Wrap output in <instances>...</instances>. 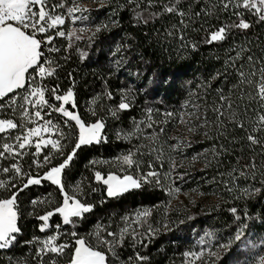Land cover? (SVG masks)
<instances>
[{"label":"snow or ice","instance_id":"6c2138e0","mask_svg":"<svg viewBox=\"0 0 264 264\" xmlns=\"http://www.w3.org/2000/svg\"><path fill=\"white\" fill-rule=\"evenodd\" d=\"M105 4L112 8L111 14L93 21L88 15L92 10L78 0H0V112L19 111L20 116L19 122L14 117L0 118V251L11 252L17 243L29 249L19 258L0 259V264H61V260L65 264H147L149 257L139 249L147 248L161 230L167 232L173 224L184 223L168 219L170 200L123 214L106 213L107 223L97 219L89 233L78 229L97 204L107 200L145 188L161 189L169 197L181 191L176 181L182 182L187 172L177 171L181 165L165 153L159 139L169 122L186 126L207 142V147L191 157L203 160L202 171L215 169L211 180L205 177L203 182L216 184L231 204L245 201L242 210L227 208L233 217L228 227L235 225L227 241L217 243V233L205 231L191 250L182 252V264H224L215 249L227 256L235 249L229 264H264V231H250L256 221L264 225V209L253 216L247 205L264 196V0H103L97 11ZM125 11L134 26H147L157 19L162 22L160 28L153 26L151 33H145L149 46L155 43L162 52L174 49L179 55L198 50L201 44L212 45L209 59L219 67L201 77L195 88L190 87L176 110L156 109L154 115L153 108L145 106L143 118L133 117L130 129L114 125L116 141L131 146L110 160L87 161L91 179L101 186V199L94 201L90 193L98 187L92 183L87 189L81 186L87 177L76 181L71 191L63 177L69 176L81 150L108 143L107 118L119 121L135 106L139 86L133 89L129 82L113 90L108 81L125 68L129 77H141L139 67L135 73L130 67V53L140 45L127 38L109 44L108 65L97 76L102 87L85 101L86 113L79 111L76 76L67 73V87L60 82V60L71 59L73 38L86 40V47L104 43L101 34L119 27V13ZM77 23L80 27H73ZM254 27L262 31L250 36ZM200 32L204 36L199 40L191 35ZM57 38L68 42L58 47ZM75 53L82 62L90 58V52L78 45ZM135 54L143 61L142 53ZM145 78L149 81L145 95L152 83H171L164 81L163 74L145 73ZM98 103L101 114L91 107ZM53 113L59 114L58 120L52 118ZM133 138L138 142L132 143ZM185 145L190 147L191 141L179 140L168 148L178 151ZM145 156L149 157L146 161ZM110 162L120 165L118 170L105 174L96 167ZM74 180L75 176H69V181ZM45 182L54 186L53 191L33 195L28 207L22 208L21 196ZM25 214L37 221V233L21 241L20 220ZM57 215L60 221L53 224ZM126 241L133 255L124 260L119 249Z\"/></svg>","mask_w":264,"mask_h":264},{"label":"trees","instance_id":"16d2710c","mask_svg":"<svg viewBox=\"0 0 264 264\" xmlns=\"http://www.w3.org/2000/svg\"><path fill=\"white\" fill-rule=\"evenodd\" d=\"M97 0H78V3H91L88 7L92 11L88 15L93 21L105 20L112 12V8L108 7L107 4L101 10V4L96 3ZM161 21L159 19L147 26L139 25L134 26L130 19L129 12L119 13V27L113 28L110 32L101 34V39H104V43H95L94 46L86 47V40L75 41L73 38V55L68 61L60 60L63 67L59 70L60 82L64 87H67V73L72 72L77 79V99L80 105L79 111L86 113L85 101L93 94V92H99L102 87V82L97 79V76L101 71L108 65V47L113 41H123L126 38L131 39L136 43H139L140 47L135 52L143 54V61L139 55L135 52L130 53L133 61L131 64V71L136 72L137 67L141 73V77L136 76L129 77L128 69H121L119 74L114 73L109 79L108 83L110 87L115 90L121 84L127 85L131 83L133 89L139 86V92L136 95L135 106L128 112L121 115L119 121H113L111 118H107V132L109 134V141L107 144L93 145L90 148H84L80 151L79 155L75 158V162L72 165L69 176H75L76 180L69 181V176L63 177V180L69 185L68 190L71 191L75 187L76 181H79L81 177H87L82 183V188L87 189L88 184L92 183L98 187L96 193H90V199L99 201L101 199V186L96 185V182L91 179L92 173L87 168V161L93 158L104 160H110V158L116 156L118 153L125 151L131 145L127 141H116L113 135L115 124H119L120 127L128 130L132 127V118L142 119V110L147 107H152L154 110L168 109L176 110L181 102L187 97L189 88H195L196 83L199 82L201 77H207L208 73L212 71L213 67H219L214 60L209 59V53L213 50L212 45L201 44L198 50L181 51L179 55L174 49H170L168 52H162L159 45L153 43L149 46L145 33H151L153 26L155 28L161 27ZM80 27L79 23L74 24ZM66 27V26H65ZM262 29L254 27L250 36H255L256 33L261 32ZM86 35V34H85ZM193 38L199 40L204 36L203 32L191 33ZM264 39V37H262ZM67 40L57 38L56 45L59 47ZM78 45L82 50L90 52V58L85 61H80L77 54L75 53V46ZM145 73L148 76L152 74H163L164 81L171 82L170 84L160 82L159 86L157 83L150 85L148 94L145 95V89H149V81L145 78ZM105 74H107L105 72ZM187 81H191L192 84L189 86ZM53 83L55 80L52 81ZM154 90V91H153ZM118 102L113 101V103ZM95 108L98 114L100 113L99 103L91 105ZM179 116V112H177ZM15 118L17 122L20 120L19 111L15 114L10 112H0V118ZM54 120L59 119V114H52ZM157 120H162L160 116H156ZM62 122V121H61ZM165 131L160 135V141H163V147L166 154L170 153L172 158L181 167L177 168L178 172H187L184 180L176 181V185L181 189L177 192L174 197H169L166 192L161 189L145 188L142 190H135L132 193L125 194L120 199H110L104 204H97L96 210L87 217V221L79 227V231L89 233L94 227L97 219L101 223H107L106 213L111 214L118 212L123 214L126 211H132L138 206H150L156 204L158 201H164L167 203L171 201L169 207L172 210L168 217L169 220L179 221L184 220L183 224H173L167 232L161 230L158 237L148 243L147 248H140L139 251L142 254H146L149 257L147 264H182V252L185 249L191 250L199 235H202L205 231H215L217 233V243L226 242L228 236L234 232L235 225L230 229L228 225H232L233 217L228 213L227 208L229 206L239 207L241 210L244 208L245 201L240 200L235 204L229 202V197L226 192L221 193L220 188L213 183H204L203 180L206 177L209 181L213 176L215 169H208L202 171L203 160L198 159L193 161L191 159L196 153L200 152L204 147H207V142L204 137L199 134L190 133L187 131L186 126L169 122L164 126ZM159 131L158 127L156 129ZM151 131V130H146ZM15 134V133H14ZM2 138V137H0ZM179 140L191 141V146H182L178 151H170L168 145L177 143ZM138 141L133 138L132 143ZM147 143L148 141H144ZM159 147V144L157 145ZM147 151V150H145ZM145 156V161L148 159ZM120 165L114 162L108 164H98L96 167L104 172L105 174L109 169L118 170ZM25 170H27V162H25ZM167 170V163L164 165ZM259 180V177L257 178ZM54 186H50L48 182L42 187H32L29 191H26L22 196L21 200L24 201L22 208L28 207V200L33 195H44L46 192L53 191ZM58 191V190H57ZM181 192H188L190 195H196L199 197L197 201H190L188 205H177L174 203L177 195ZM189 195V196H190ZM260 202L255 199L247 202L249 213L255 216L257 213L264 209V196L259 198ZM30 210V209H29ZM163 209H161V212ZM242 214V212H241ZM187 216H192L194 219L189 221ZM157 217H153L155 220ZM116 220L119 219L117 216ZM60 221V217L57 215L53 218V224ZM37 221L28 217L26 214L23 219L20 220L22 227V235L18 237L19 240L30 239L33 234L37 233L35 225ZM264 225H261L259 221H256L252 225L250 231L261 229ZM68 230H71V226H67ZM112 228H116L115 222L112 224ZM93 243H95L94 237H90ZM199 250V247H196ZM224 260V264H229L236 252L233 250L232 256H227L225 252L220 249H215ZM29 249L17 243L11 252L0 251V259H4L8 256L15 255L19 258ZM119 255L122 259L127 260L129 255H133V249L126 241L124 246L119 249ZM61 264H65L64 260H61Z\"/></svg>","mask_w":264,"mask_h":264},{"label":"rangeland","instance_id":"374dc122","mask_svg":"<svg viewBox=\"0 0 264 264\" xmlns=\"http://www.w3.org/2000/svg\"><path fill=\"white\" fill-rule=\"evenodd\" d=\"M103 2V0H97L96 1V3L97 4H101ZM90 4H92V2L91 3H83V4H81L82 6H85V7H89L90 6ZM73 27H76V28H79L78 26H75V25H73ZM190 194H188V192H186V193H184V192H181V193H179L178 195H177V198L175 199V201H174V203L175 204H177V205H188V202H190L191 200L192 201H197V200H199V197L198 196H196V195H190ZM253 231H256V232H261V231H264V227H262L261 229H256V230H253ZM257 244H259V241H257ZM235 257V256H234ZM239 259L241 260V261H243V260H245V257L244 256H241V257H239Z\"/></svg>","mask_w":264,"mask_h":264}]
</instances>
